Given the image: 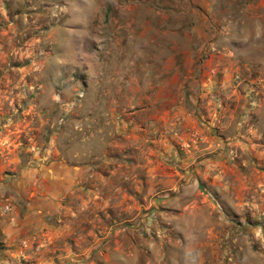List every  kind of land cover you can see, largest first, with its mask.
<instances>
[{
	"label": "rangeland",
	"instance_id": "374dc122",
	"mask_svg": "<svg viewBox=\"0 0 264 264\" xmlns=\"http://www.w3.org/2000/svg\"><path fill=\"white\" fill-rule=\"evenodd\" d=\"M28 166L62 228L9 264H264V0H0V181Z\"/></svg>",
	"mask_w": 264,
	"mask_h": 264
},
{
	"label": "crops",
	"instance_id": "0c3cea01",
	"mask_svg": "<svg viewBox=\"0 0 264 264\" xmlns=\"http://www.w3.org/2000/svg\"><path fill=\"white\" fill-rule=\"evenodd\" d=\"M61 172L43 166L26 167L0 181V264L20 259L43 235L62 228L55 196L63 184ZM54 190L51 197L48 195ZM59 214V215H58Z\"/></svg>",
	"mask_w": 264,
	"mask_h": 264
}]
</instances>
